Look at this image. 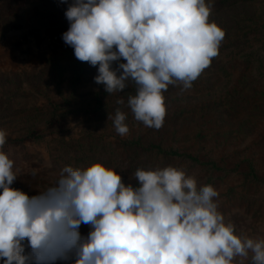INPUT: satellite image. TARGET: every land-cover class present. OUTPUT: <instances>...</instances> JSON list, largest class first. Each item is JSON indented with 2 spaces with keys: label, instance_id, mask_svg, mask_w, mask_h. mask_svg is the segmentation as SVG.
I'll use <instances>...</instances> for the list:
<instances>
[{
  "label": "clouds",
  "instance_id": "obj_1",
  "mask_svg": "<svg viewBox=\"0 0 264 264\" xmlns=\"http://www.w3.org/2000/svg\"><path fill=\"white\" fill-rule=\"evenodd\" d=\"M212 7L211 0H73L62 39L76 59L98 66L94 82L106 93L134 83L128 107L135 120L159 129L168 86L191 89L219 53L225 31L210 22ZM108 119L128 135L123 111ZM7 135L0 130L3 264H243L249 253L252 264H264V239L237 235L218 211L219 192L198 187L183 168H138L134 188L101 162L64 166L53 186L30 197L11 187L22 169L4 151ZM81 224L91 227L86 237Z\"/></svg>",
  "mask_w": 264,
  "mask_h": 264
},
{
  "label": "rangeland",
  "instance_id": "obj_2",
  "mask_svg": "<svg viewBox=\"0 0 264 264\" xmlns=\"http://www.w3.org/2000/svg\"><path fill=\"white\" fill-rule=\"evenodd\" d=\"M219 1L211 0L209 20L223 28L235 10ZM71 3L0 0V130L8 134L4 151L14 169H22L11 187L35 196L56 183L64 166L101 162L135 188L138 168L172 165L194 176L198 187L210 184L219 192L218 211L237 235L264 239V30L241 49L249 65L226 47L191 89L169 85L163 126L154 129L135 120L128 107L130 82L123 92L106 93L94 82L98 66L76 59L63 41ZM248 3V11L264 7V0ZM214 8L220 11L214 14ZM117 108L126 114L124 137L108 119ZM79 231L86 237L91 227L81 224ZM243 264H252L251 253Z\"/></svg>",
  "mask_w": 264,
  "mask_h": 264
},
{
  "label": "trees",
  "instance_id": "obj_3",
  "mask_svg": "<svg viewBox=\"0 0 264 264\" xmlns=\"http://www.w3.org/2000/svg\"><path fill=\"white\" fill-rule=\"evenodd\" d=\"M250 0H220L224 8L231 9L235 11L229 13V16L224 19L229 23L222 29L225 31V37L219 47V51L225 49L226 47H231L232 51H237L241 58H246L247 52L241 50L243 45L247 43V39L251 34L255 35L260 30H264V7H261L258 12L248 11L245 8L249 5ZM237 9V10H236ZM220 10L217 8L213 9V13L216 14ZM245 63L249 65V60L244 59ZM245 76L241 79L245 86ZM130 91L136 94V86L134 83L130 82ZM131 146L130 143L126 144ZM140 147V145H138ZM143 147V146H142ZM143 149H147L143 147ZM214 164V162H212Z\"/></svg>",
  "mask_w": 264,
  "mask_h": 264
}]
</instances>
